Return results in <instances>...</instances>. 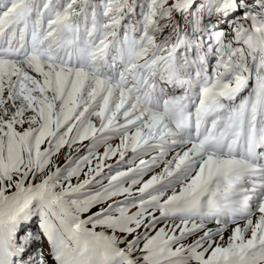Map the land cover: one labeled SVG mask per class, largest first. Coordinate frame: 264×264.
I'll list each match as a JSON object with an SVG mask.
<instances>
[{
    "label": "snow or ice",
    "instance_id": "6c2138e0",
    "mask_svg": "<svg viewBox=\"0 0 264 264\" xmlns=\"http://www.w3.org/2000/svg\"><path fill=\"white\" fill-rule=\"evenodd\" d=\"M0 264H264V0H0Z\"/></svg>",
    "mask_w": 264,
    "mask_h": 264
}]
</instances>
